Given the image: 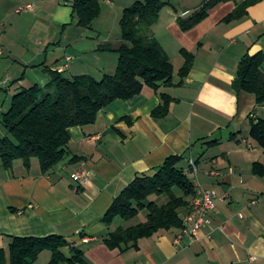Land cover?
<instances>
[{"label":"crops","instance_id":"1","mask_svg":"<svg viewBox=\"0 0 264 264\" xmlns=\"http://www.w3.org/2000/svg\"><path fill=\"white\" fill-rule=\"evenodd\" d=\"M204 1L170 0L162 9L152 31L174 64V84L157 91L145 86L138 98L103 109L95 123L71 127L69 148L80 161L61 162L49 173L37 162L30 168L16 162L11 169L0 163V250L8 254L14 236L56 234L82 249L86 264H264V174L255 168L264 166V149L250 135L253 121L264 119V106L255 94L235 88L242 58L264 51V0L231 22L224 19L238 2H221L182 30L178 18ZM72 2L0 0V115L10 108L15 89L45 87L49 70L97 78L114 72L119 54L99 47H118L122 38L102 40L94 25H79ZM183 49L195 55L184 79ZM67 57L72 59L64 67ZM161 93L172 98L170 110L154 117ZM172 155L184 156L180 166L195 173L196 185L215 190L209 222L194 240L184 235L177 242L181 228H173L140 239L138 246L110 248L104 236L123 226L102 222L114 198ZM82 168L89 170L88 180H73ZM51 257L45 250L39 259L48 263Z\"/></svg>","mask_w":264,"mask_h":264},{"label":"trees","instance_id":"2","mask_svg":"<svg viewBox=\"0 0 264 264\" xmlns=\"http://www.w3.org/2000/svg\"><path fill=\"white\" fill-rule=\"evenodd\" d=\"M232 0H205L196 10L180 16L178 22L187 31L204 20L210 10L221 2ZM234 1V0H233ZM236 8L224 21L231 22L248 14V8L257 0H235ZM170 0H137L123 10L121 18L122 43L118 47L100 46V51H116L119 60L114 73L101 78L91 74L66 76L59 70H49L50 82L45 86L22 87L12 99L10 108L0 115L1 126L8 134H0V163L11 169L16 162L27 168L37 162L43 173L51 172L61 162L75 163L81 157L69 148L73 126H86L97 121L100 112L118 101L133 100L140 96L145 86L156 91L161 86L174 84V64L168 52L152 31L162 9ZM73 13L79 25L91 29L101 15V0H73ZM184 64L179 75L184 79L190 72L195 55L183 49ZM237 91L256 95L258 104L264 106V51L246 54L239 63L235 82ZM162 102L152 112L154 117L168 114L172 98L161 93ZM250 135L264 149V119L254 120ZM183 155H172L153 173L137 175L114 198L102 222L110 228L116 218L126 220L147 209V220L128 227L119 226L104 236L110 248L125 249L138 246L142 238L162 230L180 229L182 212L191 207L197 194L196 184L188 177L189 169L180 166ZM259 167H262L261 169ZM257 173L264 174V166L255 164ZM179 188L182 194L174 191ZM156 195H167L163 204L149 200ZM191 198V199H190ZM69 247V253L64 250ZM49 250L47 264H86L83 250L70 246L62 235L46 237L14 236L9 252L0 250V264H37L40 254Z\"/></svg>","mask_w":264,"mask_h":264},{"label":"rangeland","instance_id":"3","mask_svg":"<svg viewBox=\"0 0 264 264\" xmlns=\"http://www.w3.org/2000/svg\"><path fill=\"white\" fill-rule=\"evenodd\" d=\"M116 5H113L110 3L108 5L106 3V0H101V15L98 17V19L94 22V29L99 33L100 39H106L109 38L108 36H111L112 40H117L118 38L121 37V18L123 14V10L125 7L132 5L135 1L137 0H115ZM193 2V1H189ZM116 68L114 69V72L116 71ZM113 72V73H114ZM33 83H29L27 85H24L25 87H30L32 86ZM21 88L15 89V91H19ZM0 134L1 135H6L8 134V130L1 126L0 129ZM188 177L194 182L195 181V173L190 172L188 174ZM175 193L177 195L182 194V191L179 188L174 189ZM149 200H156L157 203L163 204L167 202L168 196L167 195H156L152 196L149 198ZM148 216V210L144 209L141 210L140 213L129 220L123 219V218H116L115 223L118 222L120 225L122 224L123 226L126 224H138L140 222H144L147 220ZM69 253V252H68ZM67 253V254H68ZM37 264H47L46 261H43L42 258H40L37 261Z\"/></svg>","mask_w":264,"mask_h":264},{"label":"built area","instance_id":"4","mask_svg":"<svg viewBox=\"0 0 264 264\" xmlns=\"http://www.w3.org/2000/svg\"><path fill=\"white\" fill-rule=\"evenodd\" d=\"M28 9H34L32 4L27 5ZM3 53V47L0 44V55ZM71 57H67V63L64 67L69 66ZM191 170L198 173V166L194 159L190 160ZM212 174H218V171L212 170ZM89 170L82 168L72 173L71 177L77 182L87 181L89 178ZM197 194L194 197L191 207L188 212L182 217L183 226L177 234L176 241L180 242L184 235H187L191 240L197 238L203 226L209 222L207 219L208 213L216 206V192L213 189H208L197 183Z\"/></svg>","mask_w":264,"mask_h":264}]
</instances>
